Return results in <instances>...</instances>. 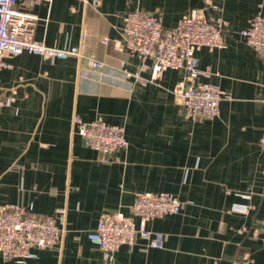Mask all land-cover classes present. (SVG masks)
I'll return each mask as SVG.
<instances>
[{
	"label": "crops",
	"instance_id": "0c3cea01",
	"mask_svg": "<svg viewBox=\"0 0 264 264\" xmlns=\"http://www.w3.org/2000/svg\"><path fill=\"white\" fill-rule=\"evenodd\" d=\"M210 5L226 43L196 56L209 73L200 80L225 100L219 117L192 122L177 100L182 72L167 70L147 85L124 74L150 76L123 46L120 28L136 9L161 14L173 28ZM18 7L36 16V41L80 52L8 56L0 72V98L13 99L0 111V207L53 216L64 229L59 244L26 264H264V61L240 35L264 0H21ZM89 58L105 67L92 68ZM76 117L123 126L128 149L111 156L89 149ZM145 192L183 202L181 214L147 223L165 248L140 238L105 256L89 232L103 214H129ZM0 264L20 263L0 253Z\"/></svg>",
	"mask_w": 264,
	"mask_h": 264
},
{
	"label": "built area",
	"instance_id": "2783aa9c",
	"mask_svg": "<svg viewBox=\"0 0 264 264\" xmlns=\"http://www.w3.org/2000/svg\"><path fill=\"white\" fill-rule=\"evenodd\" d=\"M21 0H0V72L9 68L8 56L25 52L45 59H65L79 55V49L48 47L35 40L37 18L18 7ZM54 0H30L31 4L51 5ZM216 6L193 11L180 19L173 28L163 24L158 13L141 9L122 16L120 28L123 46L141 62V70L149 77L124 70L127 77H136L147 85L162 79L167 70L183 73L185 87L177 93L185 120L199 122L220 116L223 97L218 86L202 82L209 73L199 69L196 52L201 48L220 49L225 46V26L221 18L211 15ZM245 43L264 61V9L252 17L240 32ZM104 44L108 40H103ZM92 68L103 69L105 64L88 59ZM12 98H0V111L11 106ZM77 134L91 150L111 156L129 147L125 128L102 120L85 122L74 118ZM183 202L172 193L145 192L136 195L129 214L112 211L103 214L88 238L105 254L112 257L122 246H134L140 238L149 246L164 249L166 239L148 229L147 223L156 218L181 214ZM64 236L53 216L29 214L17 205L0 207V253L6 261L26 264L38 257V250L50 249Z\"/></svg>",
	"mask_w": 264,
	"mask_h": 264
}]
</instances>
